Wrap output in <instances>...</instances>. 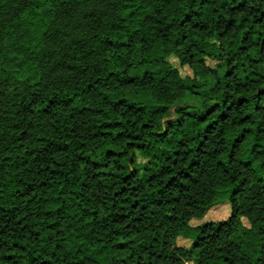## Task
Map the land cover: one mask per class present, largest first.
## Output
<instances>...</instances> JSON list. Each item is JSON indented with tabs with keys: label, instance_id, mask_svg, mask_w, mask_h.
<instances>
[{
	"label": "trees",
	"instance_id": "obj_1",
	"mask_svg": "<svg viewBox=\"0 0 264 264\" xmlns=\"http://www.w3.org/2000/svg\"><path fill=\"white\" fill-rule=\"evenodd\" d=\"M0 264H264V0H0Z\"/></svg>",
	"mask_w": 264,
	"mask_h": 264
},
{
	"label": "rangeland",
	"instance_id": "obj_2",
	"mask_svg": "<svg viewBox=\"0 0 264 264\" xmlns=\"http://www.w3.org/2000/svg\"><path fill=\"white\" fill-rule=\"evenodd\" d=\"M182 72H188L186 67L181 68ZM188 101L189 104L197 103L198 96L194 94H188ZM230 214V204L228 198L222 199L218 204L215 205L209 212L201 219V221H208V220H222L229 216ZM198 221L194 220L193 223H197ZM178 243L180 245L189 246L190 240L185 238H178Z\"/></svg>",
	"mask_w": 264,
	"mask_h": 264
}]
</instances>
